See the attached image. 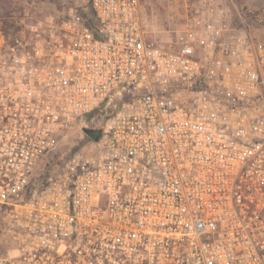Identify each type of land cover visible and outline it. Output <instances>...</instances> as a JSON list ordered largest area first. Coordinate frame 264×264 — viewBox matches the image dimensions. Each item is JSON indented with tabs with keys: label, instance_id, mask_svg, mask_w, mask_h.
Returning <instances> with one entry per match:
<instances>
[{
	"label": "built area",
	"instance_id": "2783aa9c",
	"mask_svg": "<svg viewBox=\"0 0 264 264\" xmlns=\"http://www.w3.org/2000/svg\"><path fill=\"white\" fill-rule=\"evenodd\" d=\"M61 1L0 33V264H264V42L222 0L166 28ZM94 114L100 139L35 177Z\"/></svg>",
	"mask_w": 264,
	"mask_h": 264
},
{
	"label": "rangeland",
	"instance_id": "374dc122",
	"mask_svg": "<svg viewBox=\"0 0 264 264\" xmlns=\"http://www.w3.org/2000/svg\"><path fill=\"white\" fill-rule=\"evenodd\" d=\"M193 0H141L142 11L159 27L166 28L177 18L186 4ZM231 22L245 27L250 36L264 42V0H222ZM64 9L58 0H0V33L11 36L19 32L24 24L36 20L58 21ZM108 121L100 115H90L77 122L69 131L61 134L52 149L35 167L39 175L43 168L55 167L75 151L85 147L89 140L84 129L104 126ZM11 245L9 234L0 233V254Z\"/></svg>",
	"mask_w": 264,
	"mask_h": 264
},
{
	"label": "water",
	"instance_id": "95a60500",
	"mask_svg": "<svg viewBox=\"0 0 264 264\" xmlns=\"http://www.w3.org/2000/svg\"><path fill=\"white\" fill-rule=\"evenodd\" d=\"M85 134L93 141L100 139V131L98 129H87L84 130Z\"/></svg>",
	"mask_w": 264,
	"mask_h": 264
},
{
	"label": "trees",
	"instance_id": "16d2710c",
	"mask_svg": "<svg viewBox=\"0 0 264 264\" xmlns=\"http://www.w3.org/2000/svg\"><path fill=\"white\" fill-rule=\"evenodd\" d=\"M52 1H54V0H52ZM58 2H59V5H62V3H61L62 1L61 0H58ZM87 129H98L100 131V137H101V135L103 133V130H104V127L103 126H99V127H93V128H87ZM87 129H84V130H87ZM87 138H88V140H91L88 136H87Z\"/></svg>",
	"mask_w": 264,
	"mask_h": 264
}]
</instances>
